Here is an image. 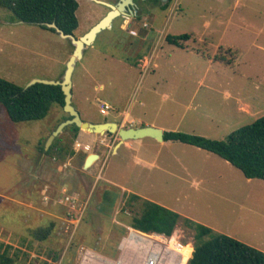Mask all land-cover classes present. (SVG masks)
Segmentation results:
<instances>
[{
	"label": "rangeland",
	"instance_id": "1",
	"mask_svg": "<svg viewBox=\"0 0 264 264\" xmlns=\"http://www.w3.org/2000/svg\"><path fill=\"white\" fill-rule=\"evenodd\" d=\"M77 1L80 37L115 0ZM145 8L135 20L117 17L77 61L72 103L83 120L227 140L264 115V0H171ZM184 33L191 35L184 47L167 40ZM74 49L71 39L0 8V77L24 88L35 79L62 80ZM67 116L53 104L41 120L14 122L0 104V243L12 246L15 264H76L82 246L117 256L142 200L181 215L174 232L190 253L196 231L184 219L212 229L204 240L223 233L264 251V179L176 140L144 137L110 154L118 135L85 129L79 137L70 129L59 135L73 155L45 154L41 144ZM90 153L101 158L84 169ZM105 190L116 191L106 213ZM130 193L142 200L126 206ZM51 222L48 239L31 237V228Z\"/></svg>",
	"mask_w": 264,
	"mask_h": 264
},
{
	"label": "trees",
	"instance_id": "2",
	"mask_svg": "<svg viewBox=\"0 0 264 264\" xmlns=\"http://www.w3.org/2000/svg\"><path fill=\"white\" fill-rule=\"evenodd\" d=\"M0 8L12 11L19 20L39 24L55 32L54 28L47 26L48 23L55 22L67 34H75L79 27L77 0H0ZM190 38L188 33L167 36L171 44L180 47H184L182 40ZM0 104L14 122L41 120L49 114L53 104L64 106L65 95L60 85L35 83L24 88L0 77ZM67 118L70 116L65 119ZM65 129H70L74 137L80 131L74 124ZM164 138L216 153L239 168L247 178L264 179V115L232 132L227 140L181 131H165ZM40 150L61 160L75 153L67 144L62 143L61 136L56 138L49 150H45V144H41ZM115 196V190L104 191L101 205L104 213L110 210ZM141 200V196L132 193L126 198L125 205L132 206ZM181 220L179 213L161 204L142 200V210L135 213L128 224L144 232L170 235ZM184 222L196 231L195 250L189 264H264V251L223 233L204 240L212 232L210 227L196 225L190 219H184ZM54 226L55 223L51 222L45 227L31 228L30 235L34 240L44 241L52 235ZM11 248V245L0 243V264L16 263V258L10 254ZM57 259L58 255L55 256V260Z\"/></svg>",
	"mask_w": 264,
	"mask_h": 264
},
{
	"label": "water",
	"instance_id": "3",
	"mask_svg": "<svg viewBox=\"0 0 264 264\" xmlns=\"http://www.w3.org/2000/svg\"><path fill=\"white\" fill-rule=\"evenodd\" d=\"M125 2L126 0H122ZM132 1V0H129ZM165 1V0H163ZM123 2H119L118 6L107 3L111 8L109 13L99 22L97 23L90 32L86 33L83 36L77 37L75 34H67L65 33L55 22L48 23L47 26L49 28H54L63 38L71 39L72 43L75 45V49L73 54L71 55L65 73L63 75L62 80H46V79H35L29 86L35 83H44V84H52V85H60L65 95V104L64 109L69 114L70 118L61 122L55 130L48 136L45 143V150H49L54 139L59 136L64 129L69 125H76L80 129H85L86 131L97 133V134H105V133H114L117 134L120 140L116 144L114 150L120 147L122 143L128 140H135L144 137H152L159 141H164V130L161 128H156L152 126H143V127H129L125 128L120 126L115 121H104L99 123H92L82 119L79 111L74 107L73 100V73L76 67V63L79 59L83 57L84 49L91 45L97 35L103 31L104 29L111 28L113 21L123 15L122 13L125 10V4ZM126 15V14H124ZM28 86V87H29ZM100 158V154L98 153H90L86 160L84 161V169H88L92 166L98 159Z\"/></svg>",
	"mask_w": 264,
	"mask_h": 264
},
{
	"label": "built area",
	"instance_id": "4",
	"mask_svg": "<svg viewBox=\"0 0 264 264\" xmlns=\"http://www.w3.org/2000/svg\"><path fill=\"white\" fill-rule=\"evenodd\" d=\"M109 108L107 104H104L101 113L106 114ZM66 200H72L74 203L75 199L66 197ZM188 246L189 244L175 232L167 235L129 227L127 234L119 241L117 256L111 257L82 246L76 264H189L193 251L187 256Z\"/></svg>",
	"mask_w": 264,
	"mask_h": 264
},
{
	"label": "flooded vegetation",
	"instance_id": "5",
	"mask_svg": "<svg viewBox=\"0 0 264 264\" xmlns=\"http://www.w3.org/2000/svg\"><path fill=\"white\" fill-rule=\"evenodd\" d=\"M123 2L122 0H115L114 2H112L111 4H114L116 6H118V3L119 2ZM171 0H132V1H129V0H126L125 2L123 3H126L125 4V10L122 12L126 15H129L132 20L134 19H137L139 18L143 13L144 11H146V8L149 4H156V3H160L161 4V8H165L169 3H170ZM111 10V8L109 9V11ZM121 15V16H124ZM119 16V17H121Z\"/></svg>",
	"mask_w": 264,
	"mask_h": 264
},
{
	"label": "crops",
	"instance_id": "6",
	"mask_svg": "<svg viewBox=\"0 0 264 264\" xmlns=\"http://www.w3.org/2000/svg\"><path fill=\"white\" fill-rule=\"evenodd\" d=\"M104 86V85H103ZM129 114V113H128ZM126 115H127V112H126ZM100 122V121H99ZM98 122V123H99ZM164 131H166V130H164ZM79 137V136H78ZM86 138V137H85ZM85 138H83V134H82V136L80 137V139H85ZM131 140H129V141H125L124 143H122L121 145H123V144H125V143H127L129 146H133V144L130 142ZM120 145V146H121ZM118 150V149H117ZM114 153V149L113 150H111V153L110 154H113ZM89 155V154H88ZM100 158H101V155H100ZM99 158V159H100ZM98 159V160H99ZM100 177L102 178V175L100 174ZM109 182H111V181H109ZM111 183H113V182H111ZM47 190H48V186L46 187H43V192H47ZM130 194H132V193H130ZM128 195L129 194H124V197H123V199L125 198V200H126V198L128 197ZM138 195V194H137ZM140 196V195H139ZM44 198H46V200L49 198L47 195H45L44 196ZM34 205V204H33Z\"/></svg>",
	"mask_w": 264,
	"mask_h": 264
},
{
	"label": "bare ground",
	"instance_id": "7",
	"mask_svg": "<svg viewBox=\"0 0 264 264\" xmlns=\"http://www.w3.org/2000/svg\"><path fill=\"white\" fill-rule=\"evenodd\" d=\"M187 256L190 255V252L186 249Z\"/></svg>",
	"mask_w": 264,
	"mask_h": 264
}]
</instances>
